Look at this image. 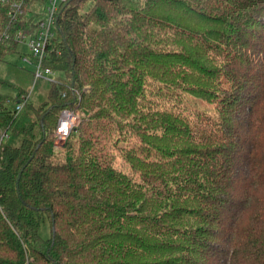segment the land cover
<instances>
[{
  "label": "trees",
  "instance_id": "16d2710c",
  "mask_svg": "<svg viewBox=\"0 0 264 264\" xmlns=\"http://www.w3.org/2000/svg\"><path fill=\"white\" fill-rule=\"evenodd\" d=\"M47 2L0 0V61ZM43 67L0 93V264H264V0H65Z\"/></svg>",
  "mask_w": 264,
  "mask_h": 264
},
{
  "label": "rangeland",
  "instance_id": "374dc122",
  "mask_svg": "<svg viewBox=\"0 0 264 264\" xmlns=\"http://www.w3.org/2000/svg\"><path fill=\"white\" fill-rule=\"evenodd\" d=\"M28 57L29 52L26 48V44L24 42H19L17 45V49L15 52L8 54L3 61H0V80H4L11 84V86H6L1 83L0 81V93L8 96L11 101L7 103V107L9 111L14 110L15 104L18 102L19 99H25L28 103H32L33 105H37L42 99L46 97L48 82L42 79H35L34 78V68L33 64H28L23 61V57ZM51 75V80L56 82H65L64 76L56 71ZM7 84V83H6ZM26 92V94H24ZM19 98L17 101H15ZM25 101V103H26ZM195 104L200 108H205L206 106L202 103H199L198 100H194ZM25 104L22 110L19 112H23ZM78 113V117L76 119V125L79 123L81 118L87 119L89 115L84 113L81 110H76ZM89 122H93L92 119ZM75 125V126H76ZM74 126V127H75ZM98 132V136L101 135L100 131ZM12 134V132H10ZM96 135V134H95ZM4 139H7V134H3ZM21 135L15 137L14 145H18L21 139ZM54 137V136H53ZM94 146L101 149L102 151H108L110 154L114 155V162L123 169H126L128 166L124 164L121 157L118 156L116 148H113L111 144L107 140L101 139V142H97ZM65 140L61 146H59L55 153L62 150L66 144ZM55 144V140H53V146ZM54 150V148H53ZM39 235L42 238H48L50 235V224L48 219L45 217V220L41 223L39 228Z\"/></svg>",
  "mask_w": 264,
  "mask_h": 264
},
{
  "label": "built area",
  "instance_id": "2783aa9c",
  "mask_svg": "<svg viewBox=\"0 0 264 264\" xmlns=\"http://www.w3.org/2000/svg\"><path fill=\"white\" fill-rule=\"evenodd\" d=\"M65 0H48L46 5V11L43 19L38 23V28L34 33H24L17 31L14 34V39L19 42H24L29 52L28 57H24L23 61L28 64H33L34 78L42 79L45 81L51 80V75L54 73L48 67H43V60L46 55V45L48 40L53 37L55 31L56 13L59 5ZM16 9L19 8L21 2H13L12 4ZM21 13V11H18ZM7 38L8 35H5ZM26 100H19L14 106V112L18 113L24 106ZM78 113L72 109L63 108L60 110L58 119L54 129V140L53 146L54 151L58 150L59 146L68 138L71 129L76 125V119Z\"/></svg>",
  "mask_w": 264,
  "mask_h": 264
},
{
  "label": "bare ground",
  "instance_id": "6f19581e",
  "mask_svg": "<svg viewBox=\"0 0 264 264\" xmlns=\"http://www.w3.org/2000/svg\"><path fill=\"white\" fill-rule=\"evenodd\" d=\"M50 81H53V80H49V82H50ZM54 82H56V81H54Z\"/></svg>",
  "mask_w": 264,
  "mask_h": 264
},
{
  "label": "crops",
  "instance_id": "0c3cea01",
  "mask_svg": "<svg viewBox=\"0 0 264 264\" xmlns=\"http://www.w3.org/2000/svg\"><path fill=\"white\" fill-rule=\"evenodd\" d=\"M24 57H25V56H24ZM24 57H23V58H24ZM56 151H57V150H56Z\"/></svg>",
  "mask_w": 264,
  "mask_h": 264
}]
</instances>
